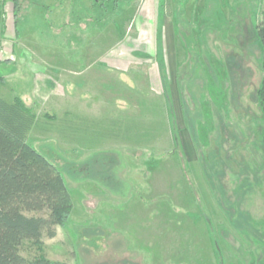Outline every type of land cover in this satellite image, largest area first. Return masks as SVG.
<instances>
[{
  "label": "rangeland",
  "instance_id": "obj_1",
  "mask_svg": "<svg viewBox=\"0 0 264 264\" xmlns=\"http://www.w3.org/2000/svg\"><path fill=\"white\" fill-rule=\"evenodd\" d=\"M263 10L264 0H0V96L34 115L27 142L72 201L23 256L264 264Z\"/></svg>",
  "mask_w": 264,
  "mask_h": 264
},
{
  "label": "trees",
  "instance_id": "obj_2",
  "mask_svg": "<svg viewBox=\"0 0 264 264\" xmlns=\"http://www.w3.org/2000/svg\"><path fill=\"white\" fill-rule=\"evenodd\" d=\"M256 34L263 71L257 96L264 117V10ZM34 119L21 100L0 96V264H66L21 253L24 241L39 243L43 233L53 237L72 209L60 171L27 142Z\"/></svg>",
  "mask_w": 264,
  "mask_h": 264
},
{
  "label": "crops",
  "instance_id": "obj_3",
  "mask_svg": "<svg viewBox=\"0 0 264 264\" xmlns=\"http://www.w3.org/2000/svg\"><path fill=\"white\" fill-rule=\"evenodd\" d=\"M169 29H165V27H162L161 32V39H162V52L164 51V57H163V65L166 67L169 71L170 78H172V72H173V62L171 61V57L166 55L167 52L175 51V38L173 32H171ZM171 80V79H170ZM171 82V81H170ZM173 83V82H172Z\"/></svg>",
  "mask_w": 264,
  "mask_h": 264
}]
</instances>
